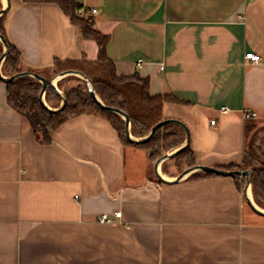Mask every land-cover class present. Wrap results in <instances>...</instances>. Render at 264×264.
<instances>
[{
    "label": "crops",
    "instance_id": "1",
    "mask_svg": "<svg viewBox=\"0 0 264 264\" xmlns=\"http://www.w3.org/2000/svg\"><path fill=\"white\" fill-rule=\"evenodd\" d=\"M77 1L109 36L118 74L180 100L162 114L188 127L195 164L239 169L243 112L264 124V0ZM5 29L43 76L55 59L97 56L56 3L9 0ZM250 51L260 60L245 59ZM50 137L40 141L8 105L0 79V264H264V215L248 205L244 176L161 181L149 150L100 114L71 116ZM162 163L160 176L175 178Z\"/></svg>",
    "mask_w": 264,
    "mask_h": 264
},
{
    "label": "trees",
    "instance_id": "2",
    "mask_svg": "<svg viewBox=\"0 0 264 264\" xmlns=\"http://www.w3.org/2000/svg\"><path fill=\"white\" fill-rule=\"evenodd\" d=\"M24 2H52L68 15L71 22L80 28L81 36L92 39L98 47L94 60H87L84 55L77 59H55L51 73L45 76L47 80L52 75L67 69L79 70L92 83L96 95L101 103L111 106L125 113L129 118L130 133L142 137L158 121L164 119L162 104L166 101L179 102L171 93L151 95L146 77L138 73L130 75L118 74L113 62L106 53L109 36L102 34L93 27V18L89 15L77 14L81 4L77 0H22ZM1 8V5H0ZM0 34L7 43V54L0 66L1 73L11 76L28 70L41 74L30 67H25L19 51L10 42L5 29V13L0 15ZM3 44L0 41V57ZM42 75V74H41ZM74 81L75 84L63 86L64 82ZM6 86V100L8 105L24 116L29 122L37 138L42 142L51 140L50 131L59 126L67 118L81 114H100L104 116L118 132L122 141L146 147L151 159L155 160L157 151H165L181 144L185 138L184 130L174 123H167L159 127L146 142H130L125 135V121L117 113L104 110L91 96L86 81L74 75H67L57 81V87L65 97V105L58 111H51L40 101L41 83L29 75L18 76L13 80L4 81ZM44 99L48 106L58 107L61 96L54 88L47 84ZM245 129L249 135L243 151L242 164L239 169L251 171V192L255 203L264 208V124H259L253 118H246ZM262 133V134H261ZM187 156L186 166L195 165L193 153L188 145L174 155ZM159 157V155L157 156ZM156 157V158H157ZM164 162V161H163ZM214 174L197 171L191 176Z\"/></svg>",
    "mask_w": 264,
    "mask_h": 264
},
{
    "label": "water",
    "instance_id": "3",
    "mask_svg": "<svg viewBox=\"0 0 264 264\" xmlns=\"http://www.w3.org/2000/svg\"><path fill=\"white\" fill-rule=\"evenodd\" d=\"M8 6H9V0H6V5L2 6L0 8V15L4 14L7 11ZM0 41L3 44V53H2V55L0 57V66H1L3 58L7 54V43H6L5 38H3V36L1 34H0ZM71 74L72 75H78V76H80L82 79H84L86 81V84H87V87H88V90H89L91 96L94 98L95 102H97L100 105V107L102 109L110 111V112L117 113V114H119V115H121L123 117V119L125 121V135H126V138L130 142H146V141H148V139L151 137V135L159 127H161V126H163L164 124H167V123H174V124H177V125H179V126H181L183 128L184 133H185V138H184L183 142L181 144H179L178 146H176L171 152H166L163 155H161L154 162L153 167H154L155 174L161 181H164V182H169V181L176 182V181H179L180 179H182L188 173H191L193 171H204V172H209V173H214V174H219V175L244 176L246 178L245 179V190H247L248 186L251 187V171L249 169H233V170H229V169L216 168V167H213V166H208V165H203V164H195L193 166L185 168L181 173H179L177 176H175V178H173L172 180H166L165 178L161 177L160 174L158 173V169H157L159 163L163 162V161H165L167 159L172 158L174 155H176L178 152H180L182 149H184L189 143L190 134H189V129L185 125V123L182 122L181 120L177 119V118H164V119L158 121L157 123H155L144 136L135 139L133 137V135L130 133V123H129L128 116L125 113H123L122 111H120L119 109L115 108V107L106 106L103 103H101V101L99 100L98 96L95 93V90H94V88L92 86L91 80L84 73H82L79 70L67 69V70H64L62 72H59V73L53 75L49 80H47L45 76H43V75H41V74H39L37 72H33V71L24 70V71L15 73V74H13L11 76H5V75H3L1 73V70H0V79L3 80V81H6V80L9 81V80L15 79L18 76H22V75H29V76L35 78L42 85L41 90H40V94H39L41 103L46 108H48L51 111H58L59 109H62L63 106L65 105V97H64L63 93L57 88L55 83H56L57 80H59L63 76L71 75ZM47 84H50L54 88V90L61 96V103H60V105L58 107H54V108L50 107L45 102L44 92H45V89L47 87ZM246 200H247V203L250 206V208L255 213L260 214V215H264V210L263 209H261L254 202H252L251 199L247 198Z\"/></svg>",
    "mask_w": 264,
    "mask_h": 264
},
{
    "label": "rangeland",
    "instance_id": "4",
    "mask_svg": "<svg viewBox=\"0 0 264 264\" xmlns=\"http://www.w3.org/2000/svg\"><path fill=\"white\" fill-rule=\"evenodd\" d=\"M0 5H1V3H0ZM51 69L52 68H49V70H48V74H46V76H49L50 75V73H51ZM53 76V75H52ZM51 76V77H52ZM65 76H67V75H65ZM74 76H77V77H80V76H78V75H74ZM50 77V78H51ZM64 77V76H63ZM62 77V78H63ZM49 78V79H50ZM81 78V77H80ZM61 79V78H60ZM59 79V80H60ZM58 81V80H57ZM57 81H56V86H57ZM71 84H75V82L74 81H69V82H64V84H63V86L64 87H66V86H68V85H71ZM58 88V87H57ZM59 89V88H58ZM262 134V133H261ZM175 148V147H174ZM174 148H169V149H166L165 151H162V150H159V151H157L158 153H156V156L154 157L155 158V160H153V162H155L161 155H163L164 153H166V152H171ZM159 155V157H157ZM157 157V158H156ZM174 157V156H173ZM170 158V159H167V160H165V163H162V168H163V170H166V171H172V172H175V173H181L187 166H186V164H185V162H186V158H187V156H184V155H182V156H178V157H175V158ZM177 174V175H178Z\"/></svg>",
    "mask_w": 264,
    "mask_h": 264
},
{
    "label": "built area",
    "instance_id": "5",
    "mask_svg": "<svg viewBox=\"0 0 264 264\" xmlns=\"http://www.w3.org/2000/svg\"><path fill=\"white\" fill-rule=\"evenodd\" d=\"M95 11H96L95 8H91V12H95ZM244 58L247 59V60H249V61H251V62H257V61L260 60V55L257 54V53H254V52H251V51H250V52H246V53H245ZM141 61H142L141 58H138V59H137V63H136L137 66L140 65V62H141ZM222 110L225 111L224 108H222ZM255 116H256V113H255L254 111H244V112H243V117H244V119H246V118H253V117H255ZM214 122H215L214 119H211V120H210V123H211V124H214ZM115 214H116V215H120V211H116ZM98 220H99L100 222H107V221H109L110 219L108 218V216H107L106 214H101V215L98 216Z\"/></svg>",
    "mask_w": 264,
    "mask_h": 264
}]
</instances>
